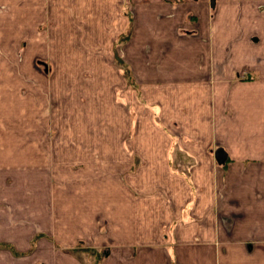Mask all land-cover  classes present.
Returning <instances> with one entry per match:
<instances>
[{"label": "crops", "instance_id": "0c3cea01", "mask_svg": "<svg viewBox=\"0 0 264 264\" xmlns=\"http://www.w3.org/2000/svg\"><path fill=\"white\" fill-rule=\"evenodd\" d=\"M0 264H264V0H0Z\"/></svg>", "mask_w": 264, "mask_h": 264}, {"label": "water", "instance_id": "95a60500", "mask_svg": "<svg viewBox=\"0 0 264 264\" xmlns=\"http://www.w3.org/2000/svg\"><path fill=\"white\" fill-rule=\"evenodd\" d=\"M216 159L218 160V162H222L225 160L226 158V154L222 149H218L216 150Z\"/></svg>", "mask_w": 264, "mask_h": 264}]
</instances>
